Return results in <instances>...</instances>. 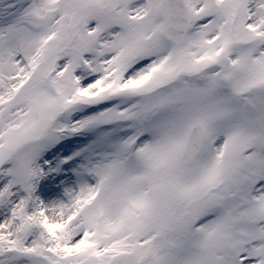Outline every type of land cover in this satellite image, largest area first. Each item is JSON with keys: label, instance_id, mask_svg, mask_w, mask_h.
Returning a JSON list of instances; mask_svg holds the SVG:
<instances>
[{"label": "snow or ice", "instance_id": "snow-or-ice-1", "mask_svg": "<svg viewBox=\"0 0 264 264\" xmlns=\"http://www.w3.org/2000/svg\"><path fill=\"white\" fill-rule=\"evenodd\" d=\"M0 264H264V0H0Z\"/></svg>", "mask_w": 264, "mask_h": 264}]
</instances>
